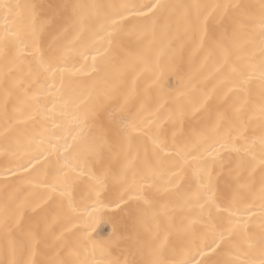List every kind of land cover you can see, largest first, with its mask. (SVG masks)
<instances>
[{
	"label": "snow or ice",
	"instance_id": "6c2138e0",
	"mask_svg": "<svg viewBox=\"0 0 264 264\" xmlns=\"http://www.w3.org/2000/svg\"><path fill=\"white\" fill-rule=\"evenodd\" d=\"M37 7L0 0L3 21L0 24V64L3 65L6 121L8 99L15 95L16 123L33 120L40 113L54 128L60 127L54 113L59 104V114L66 115L67 104L62 93L65 73L98 72L97 60L106 58L114 37L125 32L132 35L137 31L145 34L150 28L154 30L166 9H183L177 21L178 31L182 28L185 35L198 38L199 46L207 44L210 52L219 54L221 66L229 69L223 81L227 87L225 96L231 93L237 102L228 109L218 110L215 123L200 131L195 141L180 139L175 131L169 141L163 129L158 128L155 134L146 131L153 124L152 120L141 126L135 119L124 117L120 136L128 152L119 174L111 177L112 190H109L107 170L101 175L86 172L79 162L74 163L65 156L55 182L43 185L53 195L31 204L17 203L13 198L0 205V238L10 257L8 264H122L110 238L93 237L95 229H90L83 218L91 217L92 213L81 212L74 204L72 189L82 177H86L89 198L94 195L96 203H100L103 194L115 207L124 205L121 210H127L128 216L137 222L142 220L143 212L139 203L132 208L133 201L151 207L165 196L175 195L189 208L199 209V213L188 218L176 232L180 243L178 258H166L172 234L169 228L162 237L159 232L153 234L148 245L149 259L143 262L125 259L123 264H264V0H260L258 11L251 5L220 2L169 5L161 0H147L119 5L62 4L49 6L50 12L39 26ZM20 9L24 10L23 14ZM89 9L93 11L88 12ZM103 9L113 11L101 14ZM94 17L99 18L98 24H86ZM129 24L133 25L131 29ZM85 31L89 33L87 41L83 39ZM46 36H51L47 43ZM257 45L258 61L254 50L247 51L248 47L255 49ZM69 52L79 55L85 63L69 67ZM89 58L90 65L87 64ZM257 80L259 104L250 110L253 83ZM134 91L130 90L125 96V103ZM49 97L51 107L40 103L41 98ZM180 118L182 121L183 112ZM254 118L260 121L258 136L255 129L249 128ZM8 131L5 128L6 140ZM133 134L147 137V142L142 140L136 147L135 154H132ZM76 139V135L71 136L72 141ZM27 143L29 147L35 144L37 154L29 155L18 166L6 168L0 174L5 184L9 176L22 180L20 173H29L41 159H47L42 137L34 136ZM20 147L17 141L7 144L3 151L15 157ZM110 147L103 133L94 139L90 151L97 163H103L104 153ZM141 147L144 166L137 168L135 161ZM70 148L72 144L65 137V152ZM233 154L237 161L235 168L229 166ZM193 163L192 172L199 187L194 193L181 194L185 166ZM217 166L220 171L214 176L213 169ZM226 168L227 179L220 191L214 181L225 175ZM243 171L247 172V177L242 181ZM84 207L86 209L87 205ZM62 218L71 227L61 226ZM136 244L142 254L144 246L139 239ZM41 246L47 258L37 262L33 257ZM171 251L176 253L175 248ZM225 252L230 258L214 259Z\"/></svg>",
	"mask_w": 264,
	"mask_h": 264
},
{
	"label": "bare ground",
	"instance_id": "6f19581e",
	"mask_svg": "<svg viewBox=\"0 0 264 264\" xmlns=\"http://www.w3.org/2000/svg\"><path fill=\"white\" fill-rule=\"evenodd\" d=\"M11 4H33L37 5V26L49 14V6L62 4H98L119 5L124 3H145L147 0H7ZM169 5H189L194 3H234L251 5L258 11L260 0H161ZM22 14L23 9L18 10ZM88 12L93 10L89 9ZM112 9H103L110 12ZM183 9L163 11L155 25L154 30L149 29L145 34L137 31L129 35L127 32L114 37V43L106 58H98L97 66L100 69L96 73H75L64 75L62 89L63 101L66 102V115H60V105L54 113L56 123L60 127H53L50 120L43 118L37 113L35 119L25 123H16L13 107L17 104L15 95L9 97L7 104L8 118L5 120V85L3 81V65L0 64V174L8 167L18 166L26 161L29 155H35V144L28 146V140L32 137H42L43 149L47 159H41L35 164V168L29 173H20L23 179L9 176L7 184L0 175V205L5 201L15 199L17 203H35L43 197L53 195L43 185L52 184L56 180L58 169L63 165V158L69 156L74 163L79 162L85 171L101 175L105 170L109 172V190L113 189L111 183L112 175L119 174L124 165L128 149L122 143L120 136L123 127L121 121L124 117L129 120L135 119L136 123L143 126L148 120L153 124L146 131L155 134L158 128L163 129L171 141L175 131L178 138H190L195 141L196 135L216 121L217 111L230 108L236 103L233 94L227 93V87L223 83L228 75L229 69L222 67V60L218 53L210 52L207 44L199 46L198 38L185 35L183 29L178 31L177 21ZM100 22L94 17L86 21V24L95 25ZM3 21L0 19V24ZM132 24L128 25L131 29ZM83 39L89 40V33L84 32ZM51 40V36L45 37V42ZM255 51V59L258 61L260 53L258 45L255 49L248 47L247 51ZM235 59V56H233ZM85 61L79 55L69 52L68 65L80 67ZM92 63L89 58L87 64ZM43 82V76H41ZM9 85L11 80H9ZM60 83L57 76V85ZM258 80L253 83V95L249 109L259 104ZM134 89V95L125 103V96ZM52 98H41L40 103H48L51 107ZM207 100V103L204 101ZM194 109H199L194 111ZM183 112L181 121L180 113ZM251 114V111L249 112ZM260 121L254 118L250 129L260 134ZM5 128H8L7 140L5 139ZM104 134L107 143L111 146L106 149L103 163H97L91 154V146L96 137ZM76 135V141L71 136ZM67 137L72 144L67 152L64 150V138ZM147 142V137H137L133 134L132 154L140 145L141 141ZM19 141L21 147L15 157L4 154L7 144H15ZM150 147V143H149ZM258 148V146H257ZM149 157L151 153L149 152ZM144 151L140 148L139 156L135 161L137 168L144 166ZM227 160V157H225ZM87 161V163H84ZM236 155L230 162V167H236ZM191 166H185L184 180L181 181L180 193H194L199 184L193 176ZM227 168L225 175L214 181L217 189L223 190L224 180L227 179ZM220 171L219 167L213 169V175ZM247 172L241 173L243 181ZM59 199V197H55ZM74 204L81 212L92 213L91 217L85 215L90 229H95L93 237L97 240H112L114 253L123 264L125 259L143 262L149 259L148 245L151 244L153 234L159 232L161 237L165 229L171 231L169 237V251L166 258L169 260L178 258L180 243L176 232L187 219L196 216L199 209L189 208L184 205L183 200L175 195L165 196L151 207L140 202H131L132 208L139 203L143 212L141 221L128 216L124 205L121 208L111 204L109 199L101 196V202L96 203L93 195L89 198L86 177H82L72 189ZM85 205L87 208L85 209ZM93 205L95 211H93ZM215 215V211L213 212ZM159 224V228L157 225ZM61 226L71 227L67 220H61ZM199 229V225H197ZM59 230V228H57ZM256 231L257 229H253ZM71 236V233L68 234ZM144 246V251L138 250L136 241ZM175 248L174 254L171 249ZM9 255L5 249L3 239L0 238V261L8 264ZM47 258L45 249L41 246L37 255L33 257L37 262ZM229 255L221 253L214 259H228Z\"/></svg>",
	"mask_w": 264,
	"mask_h": 264
}]
</instances>
